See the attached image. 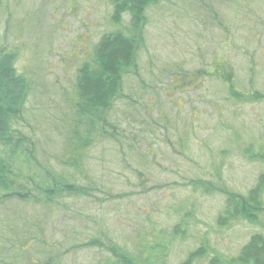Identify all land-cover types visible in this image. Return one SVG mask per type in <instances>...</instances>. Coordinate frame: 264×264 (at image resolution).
Listing matches in <instances>:
<instances>
[{"label":"rangeland","instance_id":"1","mask_svg":"<svg viewBox=\"0 0 264 264\" xmlns=\"http://www.w3.org/2000/svg\"><path fill=\"white\" fill-rule=\"evenodd\" d=\"M109 15L108 0L4 1L0 32L5 33L9 19L12 34L7 40L20 49L17 70L35 67L42 72L36 104L41 122L66 111L63 96L79 62L76 55L112 29ZM148 15L140 63L145 88L131 96L133 109L121 103L116 110L120 130L133 149L110 141L91 149L88 172L94 198L68 201L59 214L41 221L40 240L60 245L90 235L99 238L101 231L102 242L107 237L134 251L141 242L149 246L160 235L168 236L180 216L192 211L189 237L171 245L167 264H180L202 239L216 252L234 255L251 228L217 230L223 199L194 192L187 184L212 181L244 193L264 172L263 165L248 163L241 155L245 142L264 138V0H165ZM213 59L227 64L237 94H258L260 100L234 97L222 78L183 81L186 71L200 72ZM135 83L127 89L134 90ZM54 133L53 128L48 146ZM58 151L56 145L50 154ZM214 166H220V173L214 174ZM6 208L7 216L0 212L6 216L5 225L0 223L3 234L12 229L15 240L39 235L36 222L42 213L14 201ZM108 254L70 250L64 264H99Z\"/></svg>","mask_w":264,"mask_h":264},{"label":"trees","instance_id":"2","mask_svg":"<svg viewBox=\"0 0 264 264\" xmlns=\"http://www.w3.org/2000/svg\"><path fill=\"white\" fill-rule=\"evenodd\" d=\"M4 1L0 0V21ZM164 1L108 0L112 29L77 53L79 62L68 93L63 96L67 109H61L57 119L44 123L36 109L42 91L37 78L42 72L35 67L17 70L20 49L7 40L12 26L9 19L5 21V33L0 32V212L6 215V206L14 201L21 208L42 214L36 222L39 235L25 234V238L15 240L14 230L9 229L12 232L9 234L0 231V264H64L70 250L88 248L109 253L99 264H167L171 245L189 237L188 228L195 220L192 211L180 216L168 236L160 235V241L149 246L140 241L141 246L134 251L114 245L107 237L102 242L101 231L99 238L90 235L85 241L75 239L76 242L60 245L48 241L44 245L39 237L42 235L39 223L50 214H59L68 201L94 198L88 172L91 149L106 141L133 149L127 145L123 129L120 130L122 122L117 119L116 110L121 103L133 109L131 96L145 88L140 63L146 49L148 13ZM218 61H206L200 72L186 71L183 81L190 77L191 84H196L206 76L222 78L234 97L251 102L260 100L258 94L252 98L237 94L232 72L225 70V62ZM132 81L137 83L134 90L127 89ZM53 128L55 139L48 146L47 136ZM250 140L245 142L241 155L248 163L264 166V138ZM56 145L59 151L52 156L50 152ZM221 154L226 157L228 153ZM219 167H213L214 174L220 173ZM187 186L204 196L218 195L223 199L215 219L217 230L247 226L252 232L231 256L216 252L202 239L180 264H264V172L244 193L212 181L195 180ZM6 216L0 217L3 226L2 219ZM74 242L77 248L72 247ZM32 247L36 250L32 251Z\"/></svg>","mask_w":264,"mask_h":264}]
</instances>
